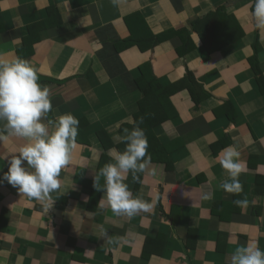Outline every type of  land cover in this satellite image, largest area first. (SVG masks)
<instances>
[{"label": "crops", "instance_id": "crops-1", "mask_svg": "<svg viewBox=\"0 0 264 264\" xmlns=\"http://www.w3.org/2000/svg\"><path fill=\"white\" fill-rule=\"evenodd\" d=\"M49 5L55 6L61 21L43 29L38 38L26 26L44 18ZM251 5L252 0H0V24L5 28L0 31V59L27 60L49 89L53 112L48 119L64 113L79 120L85 117L88 123L82 132L90 138L89 144L77 143L72 162L61 171L62 187L50 193L48 203H53L46 208L2 179L8 171L6 158L25 143L4 133L0 264H228L238 246L255 242L264 249L263 179L258 181L262 193L254 192L255 174L264 172V105L248 63L256 39L264 77V31L255 28ZM220 10L228 17H221ZM204 14L211 16L200 28L210 35L211 44L218 41L215 32L241 34L209 53L196 40L197 48L185 59L175 50L181 44L178 35L150 43L147 49L130 45L115 51L114 46L130 38L131 32L135 37L130 39L144 44L152 34L190 28ZM216 22L223 27L213 25ZM24 33H30L26 45ZM143 62H149L152 73L164 83L190 80L209 96L196 105L186 88L171 95L178 119L155 128V133L161 143L179 136L178 142L170 144L179 154L173 157L172 170L150 163L138 174V181L128 174L126 183L133 195L154 203L153 214L129 218L114 214L106 200L101 207L102 192L96 204L88 201L101 155L111 160L110 153H115L111 147L105 150L95 134L105 130L113 145L114 137L123 135L120 127L131 118L140 97V91L129 89L125 81L139 76L137 68ZM227 100L234 109L233 120L214 113ZM225 137L228 143L213 155L211 146ZM228 146L239 151V160L247 168L239 177L243 182L239 195L218 187L228 179L219 163ZM140 178L143 184L137 190ZM205 192L212 194L211 200L201 199ZM237 199H247V206H236ZM216 204L228 214V221L213 214ZM164 214L172 218L167 220ZM189 228L195 236L188 237ZM218 231L226 245L222 251L214 250ZM155 235L157 244H148ZM143 244L148 255L142 253ZM156 246L159 254L151 255Z\"/></svg>", "mask_w": 264, "mask_h": 264}, {"label": "clouds", "instance_id": "clouds-1", "mask_svg": "<svg viewBox=\"0 0 264 264\" xmlns=\"http://www.w3.org/2000/svg\"><path fill=\"white\" fill-rule=\"evenodd\" d=\"M251 7L255 28L264 31V0H252ZM52 112L49 89L39 82L37 70L22 58L0 59V122H3L0 140L7 133L25 141L17 153L6 158L8 171L2 179L24 196L44 203L46 208L53 203H48L50 193L62 187L60 174L72 162L80 125L79 119L71 113L48 119ZM127 123L132 124V128H124L123 135L114 137L116 143L125 145L124 150L110 153V162L94 176V187L103 193L101 207L106 200L114 214L131 218L141 213L153 214L154 203L135 197L126 183L129 173L138 181V174L151 162L148 139L140 127L143 118L139 121L129 118ZM239 157V151L228 146L219 159L228 179L218 187L229 194L243 192L239 177L245 166ZM201 199L211 200L212 194L205 192ZM233 202L241 208L248 204L247 199ZM228 264H264V249L255 242L238 246Z\"/></svg>", "mask_w": 264, "mask_h": 264}, {"label": "trees", "instance_id": "trees-1", "mask_svg": "<svg viewBox=\"0 0 264 264\" xmlns=\"http://www.w3.org/2000/svg\"><path fill=\"white\" fill-rule=\"evenodd\" d=\"M218 13L220 14L221 17L222 16L228 17V15L225 14V12L223 14L221 10ZM209 15L206 16L204 14V16H202L203 18H198L197 20H195V22L191 24L190 28L186 27V28H182L178 30L170 29V30L162 31L158 35L152 34L150 36V40L149 41L147 40V42L144 44H142L139 40L136 41L134 39H130V38L135 37L133 32H131L130 38L121 40L122 42L120 45L118 44L119 43L118 42L114 46L115 51H120L121 49L127 48L130 45H137L139 46L140 49H147L153 45L150 43L162 42L164 40H167L168 38L169 39L173 38L174 35H178L179 39L181 40V44L175 50H176L178 57H180L181 59H185L189 53H192L197 48L196 40L203 46L204 49L202 50L205 51L206 53H209L208 51L217 50V47L233 41L234 39L239 37V34H241V32L239 33L236 31H233V33L235 34H229V35H226V34L222 35L220 34V31L218 33L215 32V34H217L216 36H217L218 41L216 42V44L215 43L211 44L210 43L211 38H209L210 35H208V33H205L206 35L205 36L203 34L204 29L200 28L202 23H206L208 21ZM60 21H61V17H60V13L58 12V10L55 8L54 5L53 6L49 5L47 6V9H46V16L26 26V30L28 32H32V30H34L33 32L35 34H38L37 35L38 37L39 35H41L40 32L43 31V29H47L55 24L59 25ZM235 23H232L231 25L234 26ZM213 25L223 27V24H221V22H216ZM224 25H226V23ZM226 26L228 27V25ZM212 28L213 26L208 27V29H212ZM229 28H230V25H229ZM0 31H5V28L2 29L1 24H0ZM192 33L194 34L196 39L192 38L191 36ZM29 35L30 33H27V34L24 33L22 37V40L24 41V45H26V42L30 43L27 38ZM258 47H259L258 42L255 39L252 44V54L250 56V59L248 58V63H250V66L253 69V72L255 74V79L257 81L256 83L258 85L257 88H258V91H260V94L262 95L263 105H264V77L261 74V70L259 69L258 60L256 57L257 52L259 50ZM137 70L139 71L138 77H134V78L132 77L125 81L129 89L131 90L136 89L140 91V97L136 101V104H135L136 110L132 114L131 118L136 121H139L140 118H143V123L140 124V127L145 130V133L148 139V145H149L148 154L151 157L150 163L152 164L162 163L165 165V169L169 171L170 169L171 170L173 169L172 163H173L174 155L179 154V152H175L177 148L170 149V144L173 142H178L179 136H176V134H174L170 136V140H168L169 142L161 143L159 142L157 138L158 136L155 133V128H161V126L164 123L170 122V121H176L178 119L177 111L175 110L170 100L171 95L179 91V89L186 88L187 91L189 92V96L192 99V101L196 105H199V103L203 99L209 96V93L203 87H201L200 84H197V83L195 84L193 82H190V80L189 81L185 80L182 84H179L176 82H174V84L164 83L161 80V78L156 77L152 73L149 62L141 63L139 67L137 68ZM189 75H190L189 72L185 74L186 78H188ZM233 111L234 109H233L232 103L227 100L223 103L222 106H220L218 109H215L214 113L215 115H222V114L226 115L229 120H233L234 118ZM79 121H80L79 135L76 138L77 143L89 144L90 138L87 137L88 135L82 132V128L85 125L84 123H88V121L85 119V117H82V119ZM124 128L131 129L132 124H129L127 122L122 123L119 132L122 133ZM95 137L101 141L105 150L107 149V147H111L114 150V152H117V151H123L125 148V145L123 143H116L113 145V142L111 141L112 140L111 136H109V134H107L105 130H101L97 132L95 134ZM226 143H228L227 137L220 139L219 141L216 142V144L212 145L211 147L214 148L213 155H216L219 151H221V149L225 147ZM174 144H171V145L173 146ZM109 158L110 157L107 154L103 153L101 155L98 161V164L96 166V170L98 172L100 168H102L105 164L110 162ZM263 173L264 172L257 171V173L255 174L254 183L257 184V188L254 190V192L256 193V195L261 194L263 191V188H261L260 186L258 187V181H260V179H263V183H264ZM263 183H262V186H263ZM241 184L243 185V182H241ZM90 186H91V193H90L88 204L92 205L98 202L101 192L97 191L96 188L94 187V181L91 183ZM136 188L134 189V193L136 192L135 191ZM212 209H215V210H212L213 214L218 215L223 221H228V214L227 213L225 214L223 209L220 208L217 204ZM164 217H166L167 220H170L172 218V216L168 214H164ZM218 232H219V237L215 242L214 250L222 251L226 249V245L224 241L221 240V236H222L221 231H218ZM191 234H193V231L190 230L189 228L188 237L195 236L194 234L193 235ZM157 239H158V235H155V237L152 240H150L149 242L148 240H146L145 242L146 243L148 242V244L152 242L157 244L158 242ZM145 246L146 245L143 244L142 253L143 255L145 254L148 255V252L144 250ZM153 254H159L158 246H156L154 251L151 253V255Z\"/></svg>", "mask_w": 264, "mask_h": 264}, {"label": "rangeland", "instance_id": "rangeland-1", "mask_svg": "<svg viewBox=\"0 0 264 264\" xmlns=\"http://www.w3.org/2000/svg\"><path fill=\"white\" fill-rule=\"evenodd\" d=\"M45 9H47V7L45 8ZM199 53H200V55L199 56H201L202 58H207V56H205L204 54H202V52H200V51H198ZM138 184H137V190H138V186H142V184H143V180H142V178H140V181L139 182H137Z\"/></svg>", "mask_w": 264, "mask_h": 264}]
</instances>
